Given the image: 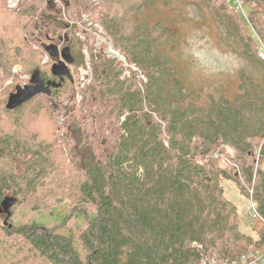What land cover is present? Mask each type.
<instances>
[{
  "label": "trees",
  "instance_id": "obj_1",
  "mask_svg": "<svg viewBox=\"0 0 264 264\" xmlns=\"http://www.w3.org/2000/svg\"><path fill=\"white\" fill-rule=\"evenodd\" d=\"M63 1L76 6L75 0ZM180 1L104 0L99 22L112 46L142 77L135 71L123 75L121 63L106 55L92 59V78L81 91L87 112L76 111L65 134L74 151L76 178L69 184L76 205L53 225L30 221L11 226V209L8 217L0 212V264H32L36 258L45 264H210L211 258L240 264L248 255L263 252L264 61L257 57L256 39L264 44V0H239L248 8L247 21L225 0H199L220 39L250 68L239 72L234 96L209 95L203 104L183 84L171 57L175 39L166 21L141 19L157 6L174 9ZM4 17L0 13L3 29L15 35L12 22ZM23 17L29 24L26 39L20 36L24 42L49 38L48 26H63L48 0H27ZM72 32L66 31L67 41ZM50 42L42 52L47 63L42 70L31 68L28 84L37 72L50 84V94L40 95L55 97L72 86V80L51 75L50 67L60 57L51 56V48L59 47ZM64 48L73 65L81 62L75 44ZM0 60V65L11 64L1 49ZM29 101L12 110L1 102L0 119L17 114ZM28 144L0 128V205L5 197L16 198L15 204L27 199L44 181L37 173L45 161L44 148ZM223 148L233 154L227 157ZM19 162L31 163L24 174ZM226 181L256 205L255 224H261L257 242L240 232L237 208L224 196ZM72 218L77 232L62 231ZM9 238H18L21 246L13 249Z\"/></svg>",
  "mask_w": 264,
  "mask_h": 264
},
{
  "label": "rangeland",
  "instance_id": "obj_2",
  "mask_svg": "<svg viewBox=\"0 0 264 264\" xmlns=\"http://www.w3.org/2000/svg\"><path fill=\"white\" fill-rule=\"evenodd\" d=\"M48 1L59 13L63 26L57 23V27L48 26V30L46 27L49 38L45 35L44 37L37 36L38 38L30 37L29 39L32 40L28 39V42H24L20 36L23 39L28 36L26 26L29 24L25 23L26 18L23 17L27 0H0V13L5 14V21L12 22L11 30H15V35L10 36L3 29L6 24L0 20L2 57L4 58L5 53L11 63L8 65L5 62L0 65V108L3 107L2 103L5 105L10 92H14L15 88L28 85L31 68L37 66L41 70L43 69L42 66L48 61L46 60L48 57L42 55L44 43L49 45L53 40L59 49L75 44L78 48V50L75 48V52H80L82 55L79 64L69 65L72 86L67 87L65 91L60 90V94L55 97L38 95L22 106L17 114H12L8 119L3 117L0 119V128L6 129L10 133L14 132L20 138L26 139L30 143L28 145L33 148L37 146L44 148L42 155L45 161L37 166V173L39 176L45 177L44 181L39 184L40 186L35 192L28 194L27 199L21 200V197L18 199L20 202L10 208L11 216L8 224L11 226L26 224L30 221L53 225L56 223V217H62L67 209L76 205V193L69 184L70 180L76 178L73 163L74 151L71 150L73 146L68 143L65 134L72 115L79 110L87 112V108L81 106V91L87 86L82 87L79 84L81 71L88 72L91 79L92 59L104 56L109 47L124 57L112 46L111 40L99 22V13L105 10L104 0H75L76 6L73 8L67 6L63 0ZM43 7L44 5L36 7L35 14H38ZM231 7L237 13L245 14L244 18L246 21L248 20L247 7L243 6L242 12ZM141 19L151 23L159 19L166 21L167 27L174 34L175 39L173 42L175 49L171 52V57L178 67L183 84L189 90H193L194 95H197L198 103H206L209 95L225 94L232 97L237 93L239 72L250 68L231 47L225 45L220 39L210 14L199 5V0H181L174 9L173 7L157 6L155 10L145 12ZM13 22L19 24L15 25ZM247 24L248 27L249 24ZM50 30H52V34ZM68 30L73 31V37L70 36L69 41L66 40V31ZM250 33L252 34V31ZM253 36L256 39L255 35ZM26 43H29V46H25ZM114 59L118 60L124 68L123 75L129 76L130 71H135L138 77H142L134 65L126 63L125 58L124 60ZM260 147L258 146L257 149ZM222 151L227 154V157L233 154L229 148H223ZM221 156L223 161L226 160L224 164L231 167L222 153ZM19 163L21 171L24 170L23 174L25 169L31 165L30 162ZM10 169L12 170V168L8 170ZM12 171L15 169L13 168ZM28 174L30 173L28 172ZM222 186L226 199L237 208L240 232L257 242L261 224H255L256 221L248 216L247 210L250 206L248 200L238 193L233 182H223ZM61 230L77 232L76 221L73 218L69 219ZM10 241L13 249L22 244L18 238H9L8 242ZM26 256L25 253L22 254V257ZM207 257L209 258V256ZM36 259V261H32V264H45L41 259ZM211 259L210 264H226L213 260L214 258ZM241 262L240 264H264V250L255 257L248 255ZM233 264H238V261Z\"/></svg>",
  "mask_w": 264,
  "mask_h": 264
},
{
  "label": "water",
  "instance_id": "obj_3",
  "mask_svg": "<svg viewBox=\"0 0 264 264\" xmlns=\"http://www.w3.org/2000/svg\"><path fill=\"white\" fill-rule=\"evenodd\" d=\"M51 56H54L55 58H59L60 60L54 63L50 67V73L52 76L56 78H66L69 80H72L69 65L73 63V59L70 55V51L68 48H63L60 51L57 47L51 48ZM49 83L44 82L38 77V73L35 72L32 76V79L30 81V84L16 88L15 92L10 94L5 108L7 110L15 109L33 97L40 95V94H47L49 95ZM55 86V85H53ZM16 198L12 197H5L0 205V212L6 214V216H9V210L10 208L15 204ZM6 223V220L4 221V224Z\"/></svg>",
  "mask_w": 264,
  "mask_h": 264
},
{
  "label": "built area",
  "instance_id": "obj_4",
  "mask_svg": "<svg viewBox=\"0 0 264 264\" xmlns=\"http://www.w3.org/2000/svg\"><path fill=\"white\" fill-rule=\"evenodd\" d=\"M226 1L231 3V5L233 7H235L236 10L242 12L243 5L239 0H226ZM241 15L245 16V14H243V13H241ZM256 40H257V57L260 60L264 61V44L259 39H256ZM112 52H116V51L112 50L111 47H109L108 50L106 51L105 55L108 57H111V58H118L120 60H124V57L121 56L118 52H116V53L119 54L118 55L119 57H114L113 55H111ZM46 60H48V59L46 58ZM89 81H90L89 73L86 71H81V77H80L81 83L79 82V84L82 87H84L85 85H88ZM255 155H256V159L258 160V158L260 157V148L255 150ZM248 196L249 197L252 196V190L248 189ZM247 200H248V204L250 205L248 210H247L248 216L253 218L254 220L259 219V215H258L257 210H256V205L253 203V201L250 198Z\"/></svg>",
  "mask_w": 264,
  "mask_h": 264
},
{
  "label": "bare ground",
  "instance_id": "obj_5",
  "mask_svg": "<svg viewBox=\"0 0 264 264\" xmlns=\"http://www.w3.org/2000/svg\"><path fill=\"white\" fill-rule=\"evenodd\" d=\"M111 55H113L114 57H119L118 55V53H116V52H112V54Z\"/></svg>",
  "mask_w": 264,
  "mask_h": 264
},
{
  "label": "flooded vegetation",
  "instance_id": "obj_6",
  "mask_svg": "<svg viewBox=\"0 0 264 264\" xmlns=\"http://www.w3.org/2000/svg\"><path fill=\"white\" fill-rule=\"evenodd\" d=\"M61 49H59V51H60ZM59 60H60V58H59Z\"/></svg>",
  "mask_w": 264,
  "mask_h": 264
}]
</instances>
